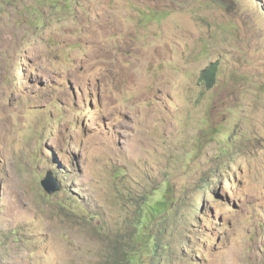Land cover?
<instances>
[{
	"label": "rangeland",
	"instance_id": "obj_1",
	"mask_svg": "<svg viewBox=\"0 0 264 264\" xmlns=\"http://www.w3.org/2000/svg\"><path fill=\"white\" fill-rule=\"evenodd\" d=\"M0 167V264H264V0H0Z\"/></svg>",
	"mask_w": 264,
	"mask_h": 264
},
{
	"label": "trees",
	"instance_id": "obj_2",
	"mask_svg": "<svg viewBox=\"0 0 264 264\" xmlns=\"http://www.w3.org/2000/svg\"><path fill=\"white\" fill-rule=\"evenodd\" d=\"M219 74V65L211 64L210 67L202 74V81L206 82L209 87H212L217 82V77ZM220 132H216L215 129H209V131H205L204 135L211 136ZM167 188L163 191H158V198H153L148 202L147 206L141 211V222L139 223V231H143V236H140V233L136 235V237H141L144 239V244H146L147 236L146 230L150 224H155L158 219L162 221V219L167 217V214L172 206V194L173 190L171 185H167ZM152 197V195H149ZM160 247L159 243L147 245L143 247L140 251H127L126 256L118 262V264H143L144 263V254H152L153 250H158Z\"/></svg>",
	"mask_w": 264,
	"mask_h": 264
},
{
	"label": "water",
	"instance_id": "obj_3",
	"mask_svg": "<svg viewBox=\"0 0 264 264\" xmlns=\"http://www.w3.org/2000/svg\"><path fill=\"white\" fill-rule=\"evenodd\" d=\"M0 172H1V167H0ZM42 185L45 189V191L49 195H54L58 191H60L59 185L57 184L56 179L52 176V174H48V176L43 180Z\"/></svg>",
	"mask_w": 264,
	"mask_h": 264
},
{
	"label": "clouds",
	"instance_id": "obj_4",
	"mask_svg": "<svg viewBox=\"0 0 264 264\" xmlns=\"http://www.w3.org/2000/svg\"><path fill=\"white\" fill-rule=\"evenodd\" d=\"M48 174H51V173H48ZM47 176H48V175H47ZM47 176H46V177H47ZM52 176H53V175H52ZM46 177H45V178H46ZM45 178H44V179H45ZM44 179H43V180H44ZM43 180H42V182H43ZM42 186H43V185H42ZM43 188H44V187H43Z\"/></svg>",
	"mask_w": 264,
	"mask_h": 264
},
{
	"label": "bare ground",
	"instance_id": "obj_5",
	"mask_svg": "<svg viewBox=\"0 0 264 264\" xmlns=\"http://www.w3.org/2000/svg\"><path fill=\"white\" fill-rule=\"evenodd\" d=\"M55 179V178H54Z\"/></svg>",
	"mask_w": 264,
	"mask_h": 264
}]
</instances>
